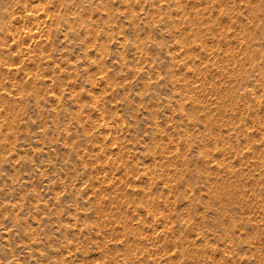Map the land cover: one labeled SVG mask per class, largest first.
Listing matches in <instances>:
<instances>
[{"label":"rangeland","instance_id":"374dc122","mask_svg":"<svg viewBox=\"0 0 264 264\" xmlns=\"http://www.w3.org/2000/svg\"><path fill=\"white\" fill-rule=\"evenodd\" d=\"M0 264H264V0H0Z\"/></svg>","mask_w":264,"mask_h":264}]
</instances>
